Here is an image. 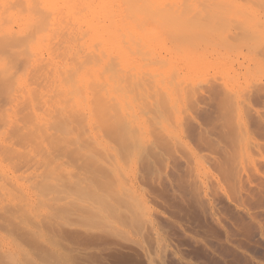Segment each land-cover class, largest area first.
<instances>
[{
	"label": "rangeland",
	"instance_id": "1",
	"mask_svg": "<svg viewBox=\"0 0 264 264\" xmlns=\"http://www.w3.org/2000/svg\"><path fill=\"white\" fill-rule=\"evenodd\" d=\"M187 1L173 3L174 5L175 3L176 5L184 4L183 6L179 5L182 8L179 6L175 8L173 5L174 10H178L177 12L173 10V7H170L172 5L163 3V8L166 5V9L168 6L169 10L172 8L171 16L168 14L170 11L165 12L166 10L161 6L162 3L158 0L162 10L171 16L166 18L161 13L163 15L161 22L162 20L171 21L170 23L173 22V24L178 22L177 25L180 27L177 26L178 29L175 30H179L182 27L181 21H191L188 22V25L183 23L184 26H187V30L191 28L192 30L187 33L186 38L178 39L179 43H174V38L171 39L172 35L165 39H168L167 41L171 39L173 41L171 43H177V46L180 44V46L186 47L184 45L186 39L188 42L192 39L198 40L196 37L199 38V46L198 43L191 42L193 45L196 43V47H193L189 41L190 47L187 45V48H192L193 51L198 48L197 51L201 56L203 52L201 49H203V53L206 52L205 58L214 63L213 65L211 62L208 63L210 67L208 64L207 66L203 65L205 59L202 58L204 56L201 58L203 68L202 65H199L200 60L196 62L197 57L200 58L197 52L192 54L193 51L190 50L192 52L188 51V53L185 51L186 48L184 50L181 49L183 47H180L179 55L176 45L174 46L177 48L174 49V46H170L171 43L167 42L171 49L167 45L164 47L166 40L164 42L162 40L168 35L166 33L164 36L165 32L161 34L162 29H160L159 35V28L155 29V26L153 27L155 33L152 34L154 37H152L155 40L158 36L161 38L163 35V38L158 41V44H156L158 38L155 40L156 43L153 42L154 40L150 39L152 37L149 38L151 35L149 32L152 30L153 33L154 29L150 28L152 26L149 24L156 20L158 23L159 18L156 17L155 20V17L145 16L146 13L141 15L143 9L139 14L137 3V5L135 4L137 7H134L138 13L135 12L132 19L129 10L126 9L128 15H125V12L123 13L121 10V16L123 13L122 17L125 19L124 21H127L126 25L131 21L129 29L123 21L121 31L124 36H129L130 32L134 36L135 33L136 36H139L136 37L138 40L134 39L135 41L132 34L130 35V38L133 37L131 39L122 37V40H125L124 44L129 42V46H127L131 50L133 49V51L130 50L133 53L127 55L129 48L125 47L127 50L122 46V52H126V55L112 57V61L116 63V66L123 67L124 72L121 75L124 74L126 79L130 78L129 83L133 81L130 83L132 87L135 85L134 83L137 84L135 89L139 95L135 93L134 88H130L131 86L126 80L127 90H134V93L139 96L135 98V94H133L134 101L136 102V99L141 97L145 106V103L150 100V104L148 102L145 106L149 111L151 109L147 107L151 105L149 107L152 108V113L147 110L145 119L146 125L150 123L147 121L148 119L153 121L150 127L149 124L147 125L149 131L143 132L135 119L128 121L124 111L129 117L131 112L127 106L117 104L116 101H114L115 105L114 102L111 104L117 106L121 115L114 109L116 107H113L112 109L115 111H110L113 115L109 114L106 117L109 112H102L104 114L95 112L97 116L95 113L93 116H96V119L89 115L91 119L87 120L85 117H88V112L86 114L85 110L82 111L81 107L80 110L73 104L74 95H69L72 96L69 99L64 94L65 90H60L61 88L57 86V84L60 86L59 82L54 84L55 80L53 83L50 82L54 85L53 87L46 86L48 84L43 80L45 79L44 75L40 81L44 82L43 86L47 89L51 88L49 91L45 87L41 88L38 86L41 83L39 82L38 88L36 85H32L37 88L33 93L36 95L39 90L40 92L46 90L50 93L53 88L52 93L54 94V91L60 88L58 91L60 90L59 92L64 94V101L67 98L66 103L72 100V103H67L69 108L60 99H63V96L55 99L56 102L60 101L57 105L54 99L50 98L53 94L46 91V96L42 92L37 95L43 99V102L52 99L51 103L50 101L46 102L48 108L52 107L53 102L56 108L60 106V109L57 108L60 112H57L56 108V112L54 108L49 109V112H47L48 110L43 111L44 109L41 111L40 103L43 104V102L38 96L40 102L38 101L39 104L35 102L37 97L35 99L33 93V103L38 104L40 109L36 108L37 106L33 107L34 104L27 105L28 107L24 109H29L25 110L26 112L23 111L22 114L18 112L19 116L8 110L6 99L4 107L7 108L5 111L2 107L4 102L0 103L2 108L0 109V119L3 118L0 122H4L5 116H7L6 123L8 124L6 126L5 122L3 125L0 124V264H264V0H212L214 2L199 0L201 3H198V0L191 3H189L191 0ZM153 3L150 5L152 6ZM171 3L170 0L168 4ZM22 5L19 7L23 8ZM141 6L139 5V7ZM146 6H143L144 10L149 8V5ZM122 9L125 11L124 8ZM158 11L156 14L151 11L147 14L156 16ZM146 19L147 21L154 19L149 20L151 22L147 24L149 27L145 22H142ZM139 21L143 25L145 24L149 36L146 35L143 30L145 28L141 27ZM195 21L204 23L202 29ZM134 22H137L140 28ZM154 22L152 24L156 25ZM161 22L160 24L164 27L165 22ZM157 25L159 27V24ZM172 26L176 27V25ZM195 27L199 29L197 30ZM138 28L142 29V33L144 31L145 34H140L141 31ZM168 28L170 30V27ZM167 30L163 31L167 32ZM208 32L209 34L213 33V36ZM236 35L238 38L240 37L237 40L241 41L240 43L232 41L237 37ZM117 38L119 40L120 37ZM146 41L149 43L146 44ZM206 45L208 48H205ZM172 48L175 50L174 52ZM90 52L92 50H88V55ZM158 52L162 54L159 55ZM172 53L180 57L177 58ZM222 53L227 56L224 55V57ZM4 54V56H8L6 53ZM136 54L138 55L136 56ZM149 56L151 58V64H149L154 69L156 68L157 72L154 69L152 72L145 66L148 64L146 60L150 59ZM187 56L189 57L187 58ZM195 57L196 60L193 59ZM14 58L12 60L17 66L13 63L11 70L4 71L5 75L0 68V74L2 72L0 82L1 80L3 83L6 82L5 85H8V88L12 81L15 84V75L18 73L17 79L18 77L19 79L16 82H20V85L16 83L15 87L11 86L15 88L14 90L8 89L10 91L7 94V86L3 87V83H1L2 87L0 86V94L4 90L10 98L12 95L13 98L19 97L20 90L23 94L27 78L21 80L20 76L24 77L33 68L31 67L33 62L28 61L31 65L28 66L31 69L24 66V70L22 66V71L17 72L20 71L17 69L18 65L20 66L23 61L19 59L16 61L17 58ZM155 58H159L158 64ZM184 58L191 60L188 63L186 62L188 60ZM40 59L41 57H39V61H41ZM88 59L86 57L84 61L85 67H89L90 63H86ZM90 59L88 61L92 60ZM214 59L218 62H214ZM63 60L62 62L67 64L66 67L62 64L63 71H67L63 72L65 74L62 73L63 76L69 77V73L73 70L70 75L75 74L79 77L80 73V78L70 76L76 83L81 81L83 83V80L91 78L89 71L84 72L87 68L84 67V69L82 63L78 62V65L72 59L64 58ZM134 60L141 62L137 63L140 67ZM143 60L147 63L144 64ZM207 60L204 62L206 63ZM39 61L38 64L41 66L43 63ZM159 62L162 67H159ZM165 63L164 68L168 67L169 69L170 66L172 71L171 69L163 71L162 64ZM194 63L199 65H197V70ZM222 63L226 65L223 67ZM125 64L134 66L130 65L124 68ZM143 65L147 70L142 68ZM192 65L195 68L193 70H191ZM226 66L228 70L225 68ZM59 67L61 68V65ZM130 67L128 74V71L125 70H129ZM161 68L163 69L161 70ZM49 69L50 67L47 69V73L51 72ZM76 69H79L78 75ZM80 69L86 75L84 73L81 75ZM39 70L37 68V71L35 70L36 72L33 73L36 75ZM45 71L43 73H46ZM144 74H147V77ZM177 76H179V80L174 79L178 78ZM142 77L147 78L148 81L152 77L155 83L160 84L154 86L155 83L152 80L149 84H154H148L151 86L150 88L154 86L156 90L154 92V89H151V93H149L151 96L155 93L156 96L153 97L155 101L149 98L147 100V96L143 98L146 93L142 96L141 89L145 87L146 91L148 81L145 83L144 80L147 79L143 80ZM46 79H50V77ZM46 79L45 81H47ZM66 80L64 82V78L62 79L65 83L62 82L63 85L69 86L72 83V85H76L72 81L66 84L69 81ZM7 82L10 83V86ZM22 82L24 84L21 86ZM208 84L221 85V92L217 97H200L199 92L210 86ZM178 86L181 89L184 87V89L181 90ZM20 87H23V90H19ZM16 88L18 89L16 90ZM198 89L200 91L196 94ZM159 90L164 91V94L160 91L161 95L163 94L162 98L166 95L163 100L160 96L158 97ZM258 90L262 92V95L258 93ZM182 91L186 92L185 98L182 97L184 96ZM190 92L194 100L192 96L190 97ZM61 93L57 95L59 96ZM6 94L0 96V101L3 100V96L6 97ZM47 95H51L49 99ZM179 95V98L183 99H181L182 102L178 99ZM151 96L150 98H152ZM169 96L170 98H168ZM166 98H168V105L169 102H172L170 107L167 106V102L164 103L165 106L163 104ZM129 99L132 101L131 98ZM160 101L162 102L160 103ZM45 102L43 107L46 106ZM61 102L64 106L66 105L67 110L71 109L72 111L64 112ZM182 103L186 105H184L186 109ZM70 104L73 105L72 108H70ZM74 105L77 107V111L80 110V114L81 112L85 113L86 116L83 114L82 116L86 121L90 120L88 124L85 123L79 112H77L78 114L73 112L76 111ZM108 105L110 106V104ZM155 107L157 110L158 108L161 110L162 115L166 114L167 117L164 119L168 124L167 128L162 125ZM31 109L35 115L30 113ZM3 111L7 113L4 114ZM95 111H99V109ZM36 112L40 115L38 116ZM41 113L51 120L47 121L45 117V119L43 116L41 117ZM114 114L117 116V121L114 120L116 117ZM122 115H124L123 119ZM9 117L13 118L8 120ZM39 117L44 120L37 121ZM93 119L96 120V123ZM66 120L68 124L65 123ZM123 120L126 121L127 126L123 125ZM162 126L165 128L163 129ZM94 128L99 131L101 136L95 133L97 131ZM133 131L137 137H134L136 134ZM254 142L262 145L260 151L251 150Z\"/></svg>",
	"mask_w": 264,
	"mask_h": 264
},
{
	"label": "bare ground",
	"instance_id": "2",
	"mask_svg": "<svg viewBox=\"0 0 264 264\" xmlns=\"http://www.w3.org/2000/svg\"><path fill=\"white\" fill-rule=\"evenodd\" d=\"M132 1V2H131ZM134 1V2H133ZM141 1H142V4H141ZM146 1H147V3H148V5H149V8L147 7L148 5H147V3H146ZM140 0V1H136V0H0V53H6V55H8V56H4L5 54L3 53L2 55L0 54V68H1V70H2V72L4 73V71L5 70H7V69H10L11 70V68H12V65H13V58L14 59H16V61H23V62H21L20 63V66L18 65V70L20 69V71H17V72H21L22 71V68L25 66V67H27L28 65H30V63L31 62H33V63H31V67H33L32 68V71L30 70V72L28 71V73H26L25 75H24V77H22V76H20V79L21 80H23V79H25V78H27L26 80H25V91L20 87L19 88V90L20 89H22L23 90V94H21L22 93V91L20 90V94H18L19 95V97H15V98H13L14 96L12 95V98H10V97H8V93H9V91L10 90H8V89H10V88H12L13 90L15 89V88H13V87H11V86H14L15 87V84L17 83L16 81L19 79V77H18V79H17V74L18 73H16V77H15V79H16V81L14 80V82H15V84L14 83H12L13 81V79L11 80L12 82H11V86H10V81L9 82H7V83H9V86H10V88H8V85H5V83L6 82H4L3 83V80H1V82H0V86L2 87V85H3V87H6L7 86V94L4 92V90H3V92H2V94H0V96L1 95H5L6 94V97H4L3 96V100H2V97H1V100L2 101H0V103H2V102H4V104H3V106L2 107H4V105H5V99L7 100V107H8V110L10 111H12L13 112V114H15V115H18L17 113L19 112V114L21 113H23V111H25V110H28V109H24V108H27L29 105L31 106V105H33L34 103H33V99L35 98L36 99V97L42 92H40V90H39V92L37 91V93H36V95L34 94L35 92H36V89L38 88V86L39 87H45V86H43L44 85V82L46 83V84H48V85H46V86H51V87H53L54 85L53 84H51V83H53V81H54V84L57 82H59V84H60V86L57 84V86L58 87H60V88H57V86H56V90L54 91V94L52 93L53 92V88H52V91L50 92V93H52L53 95L51 96V95H47L48 96V99H49V97L50 98H52V99H54V102H56L57 100H55L56 98H59V97H61V96H63L64 94H66V96L69 98H71L72 96H69V95H74V97H73V104H75L76 106H78V108H82V111H84L85 113L86 112H88V117H85V118H87V120H88V118H90V116H92V117H94L95 119H96V116H97V114L96 113H98V112H104V113H108V114H106L105 116L106 117H108V115L109 114H112V113H110V111H115L114 109H116V112L118 111V113L121 115V112H119V109L117 110V106H114L116 103L114 102V101H116L117 102V104H122V105H125V106H127V108H128V110L131 112V116L129 117L126 113H125V111H124V114H125V116L127 117V120L128 121H131L132 119H135V121L137 122V124H138V127L143 131V132H145L146 130L147 131H149L148 129V127H147V125L150 127V125H151V123L153 122H151V120H147L148 122H150V123H147V125L145 124V119L147 118L146 117V115H147V110L148 109H146L145 108V106L147 105L146 103H148V104H150V100L149 101H147L146 102V100H145V106H144V103H143V101L139 98V99H136V102L134 101V98H133V94H135V93H138V95H139V92H137V89H135L136 87H135V85H137L136 83H134L135 85H133V87L131 86V84L130 83H132L133 81H131L130 83L128 82L129 81V79H126V77L125 76H123V75H121V73H123L124 72V70H122V68L123 67H118L119 65H115L116 63L114 62V61H112V57H114V58H117V57H121V54L123 55V54H125L126 52H122V50H123V47L125 48V47H127V48H129L128 46V43H126V44H124V41L122 40L125 36H124V34H123V32L121 31V28H123V26H122V24H124L123 23V21L125 20V19H123V13L125 12V15H128L129 13L128 12H130V15H131V19H132V16H134V14H135V12H137L138 13V10H139V14H140V12H141V10H142V12H141V15H144L145 13V16L146 15H150V17L152 16L153 18L155 17V20L157 19V18H159L160 19V22H161V19H163V17H166V18H170L171 16H172V11H171V9L169 10V8L170 7H173V10H174V6H175V8H176V6H179V5H182V3H185V1H187V0H182V1H184V2H182L181 0H174V1H172L171 0V4H168V3H170V0H169V2H166V0L164 1V2H162L161 0H160V2L162 3V5L160 4V2H158V0L157 1H155V0H153L154 1V3H153V1L152 0ZM149 1V2H148ZM178 1H180V2H182L181 4H177L176 5V3H179ZM190 0H188L187 2H189ZM194 2V1H197V0H191L189 3H191V2ZM199 1V0H198ZM207 1V0H206ZM211 2H214V1H212V0H210ZM217 1V0H216ZM222 1V0H221ZM224 1V0H223ZM225 1H227V0H225ZM157 2V3H156ZM174 2H176L175 3V5L173 4ZM202 2H204L203 0H202ZM209 2V1H208ZM232 2V1H231ZM20 3H24L23 5L22 4H20ZM132 3H133V5H132ZM138 4V7H139V5L141 6V7H137L136 5ZM145 3V4H144ZM151 3H153L154 4V6H153V4H152V6L150 5ZM159 3V4H158ZM163 3H167V5H172V6H168L167 7V9H166V6H165V8H163L164 7V5H163ZM198 3H201V1H199ZM136 4V5H135ZM19 5H22L23 6V8L22 7H19ZM147 5V6H146ZM157 5H161L162 6V8L164 9V10H166L165 12H169L168 14H170L171 16H169L167 13H165L163 10H162V8H161V6H160V8H159V6H157ZM174 5V6H173ZM184 5V4H183ZM182 5V6H183ZM130 6V7H129ZM137 7V11H136V8L135 7ZM143 6H146L147 8H145V10L147 11H145L144 10V7ZM132 7H134L135 8V10H134V8L133 9H131ZM150 7H151V9H150ZM179 7H181V6H179ZM179 7H178V9H179ZM122 8H124L125 9V11L122 9ZM130 8V9H129ZM154 8H156V9H158V10H155ZM182 8V7H181ZM180 8V9H181ZM126 9L127 10H129L128 12L126 11ZM123 11V13H122V16H121V12ZM130 10H132V11H130ZM153 10V11H152ZM155 10V11H154ZM160 10H161V12H160ZM134 11V12H133ZM143 11H144V13H143ZM155 12V13H153V14H156V12L158 11V15H153V14H147L148 12ZM175 11V10H174ZM178 10H176L175 12H177ZM175 12H174V15H175ZM132 13V14H131ZM164 15H162V14ZM159 14H160V17H162V18H160L159 17ZM129 15V16H130ZM144 16V17H145ZM128 17V16H127ZM143 17V16H142ZM148 17V16H147ZM157 17V18H156ZM122 18V20H120ZM129 18V17H128ZM159 19H158V23H156V21L154 22V23H156V25L157 24H159V27H158V25H157V27H156V25H153L149 20H154V19H149L148 21H147V19L146 20H143L142 22H145V24H146V26L147 27H149L147 24H149V23H151V24H149V25H151L152 27H150V28H152V29H154L153 27L155 26V29H158L159 30V35H160V29H162V32H161V34L163 33V32H165V34H164V36H166V33H167V37H164V40H162L161 38H163V35H161L162 37L161 38H158V37H160V36H158L157 38H158V40L155 42V40L157 39V38H155V40H154V36L152 35V34H154L155 32V29L153 30V33H152V30L149 32V35L147 34V32H146V28H145V24L143 25L142 24V22L141 21H139L140 22V25H142L141 27H143V28H145V29H143L145 32H146V35H148L149 36V38L150 37H152V38H150V39H152V41L153 42H155L156 44H158V41H160V40H162L163 42L166 40L165 38H169V37H171V35H172V38L171 39H173L174 38V43L175 42H177V43H179V40L178 39H183V38H186V35H188L187 33H189V32H191L190 30H192V28L191 29H189V30H187L186 29V27L187 26H184V24L186 25H188V22L190 23L191 21H181V24H182V30H175V29H178L177 28V24H178V22H176V24H173V22L172 23H170L169 21H167V20H162V22L164 21L165 22V25L166 26H168V27H170V30H169V28L168 27H166L165 25H164V27H163V25L162 24H160V22H159ZM128 21H130L129 19H127ZM122 21V23H120ZM166 21H167V23H166ZM125 22V24L124 25H126L127 23V21H124ZM131 22V21H130ZM130 22H128V25H126L127 26V28H128V26H129V24H130ZM147 22V23H146ZM161 22V23H162ZM193 22V21H192ZM196 22V21H195ZM135 23V25L136 24H138L137 22H134ZM180 23V22H179ZM184 23V24H183ZM197 24H198V26L200 25V27L199 28H201L202 29V26H203V24L204 23H202V22H199L198 23V21L196 22ZM202 23V24H201ZM169 24H171V25H169ZM197 24H195L196 26H197ZM131 25H133V24H131ZM134 25V26H135ZM172 25H176V27L175 26H172ZM191 25V24H190ZM126 26H124V27H126ZM137 26H139V24L137 25ZM184 26V27H183ZM197 26V27H198ZM130 27H132V26H130ZM166 27V28H165ZM173 27H175V28H173ZM178 27H180V26H178ZM189 27V26H188ZM139 28H140V26H139ZM138 28V29H139ZM164 28V29H163ZM196 28V27H195ZM199 28H196L197 30L199 29ZM125 29V28H124ZM129 29V28H128ZM137 29V28H136ZM169 31H168V30ZM172 29V30H171ZM123 30V29H122ZM142 29H139V31H141ZM158 30H156V32L158 31ZM163 30H167V32L166 31H163ZM185 30H186V32H185ZM126 31H130V30H126ZM138 31V32H139ZM143 31V33L145 34V32ZM149 31V30H148ZM171 31V32H170ZM173 31V32H172ZM180 31H182V32H180ZM201 31V30H200ZM124 32H125V30H124ZM169 32V33H168ZM180 32V33H179ZM214 32V31H213ZM142 33V31L140 32V34ZM142 33V34H143ZM158 33V32H157ZM171 33V34H170ZM173 33V34H172ZM175 33H177V34H175ZM179 33V34H178ZM206 33V32H205ZM211 33V32H210ZM121 34V35H120ZM122 34H123V36H122ZM133 35V33H131L130 32V35ZM176 36H175V35ZM183 34V35H182ZM208 34H209V32H208ZM130 35L128 36L127 35V37H125V38H130ZM157 35V34H156ZM173 35H174V37H173ZM179 35V37H177ZM182 37H181V36ZM209 35H212L213 36V33L212 34H209ZM214 35H215V32H214ZM217 35V34H216ZM138 36L139 35H137L136 36V33H135V36L133 35V37H135V38H133L132 36H131V38H133V40L134 39H136V37L138 38ZM237 37V39L235 40V39H233L232 37H231V39H233L232 41H237L239 38H238V35H236ZM117 37H120L119 38V40H118V38ZM123 37V38H122ZM143 37V36H142ZM147 37V36H146ZM145 37V38H146ZM156 37V36H155ZM233 37H235V36H233ZM124 38V39H125ZM130 38V39H131ZM129 39V40H130ZM141 39V38H140ZM171 39H169V41H167L166 40V44H164L163 46L164 47H166V45H167V42L168 43H171V42H173V41H171ZM177 39V40H176ZM196 39H198V40H189L188 42H189V44H192L193 42H196V43H198V46H199V44H200V42H198V41H200V39L199 38H197L196 37ZM136 40H138V39H136ZM176 40V41H175ZM185 40V39H184ZM187 40L188 39H186V41H185V43H184V45H186V47L184 46H180V44H178V46L176 45V44H173V43H171V45L170 46H174V45H176V46H172L174 49H176L177 51L180 49V47H183V48H181V49H184V48H186V52H192L193 51V49L191 48H187L188 46L190 47V45H188V42H187ZM229 40V39H228ZM241 40V39H240ZM123 41V42H122ZM135 41V40H134ZM140 41V40H139ZM143 40H141L140 42H142ZM149 41V40H148ZM230 41V40H229ZM231 41V42H232ZM123 43L124 45H126V46H124L123 44L121 45V43ZM184 42V41H183ZM182 42V43H183ZM192 42V43H191ZM202 42V41H201ZM238 43H240L241 41H237ZM136 43H138L137 41H136ZM144 43V42H143ZM146 44L147 43H149V42H145ZM150 43H151V41H150ZM196 43H195V45H193V47H196ZM229 43V42H228ZM227 43V44H228ZM234 43H236V42H234ZM233 43V44H234ZM142 44V43H141ZM145 44V45H146ZM160 44H163V43H160ZM202 44V43H201ZM204 44V43H203ZM206 44V43H205ZM226 44V45H227ZM232 44V43H231ZM128 45V46H127ZM140 45V44H139ZM149 45V44H148ZM147 45V46H148ZM188 45V46H187ZM191 45V46H192ZM208 45H209V43H208ZM228 45H230V43L228 44ZM236 45V44H235ZM123 46V47H122ZM150 46V45H149ZM154 46V45H153ZM158 46H161V45H158ZM168 46V45H167ZM203 46V45H202ZM207 46V45H206ZM169 47V46H168ZM176 47V48H175ZM231 47V46H230ZM236 47V46H235ZM127 48H125V49H127ZM146 48V47H145ZM150 48H151V46H150ZM173 48H172V51L174 52L175 50H173ZM202 48V47H201ZM205 48H208V46L207 47H205ZM211 48V47H210ZM229 48V47H228ZM233 48H234V46H233ZM81 49V50H80ZM153 49L155 50V48L153 47ZM163 49H165V48H163ZM163 49H161V50H163ZM169 49H171L170 47H169ZM189 49V50H188ZM198 49V48H197ZM197 49H195V51H193V53L192 54H194V52H197V54L199 55L200 53H198L199 51H197ZM88 50H92V52H90L89 54L90 55H88ZM128 50V49H127ZM130 50H131V48H129V50H128V53H126L127 55H130V54H132L133 52H130ZM190 50H192V51H190ZM203 52H204V50L203 49H201ZM208 50V49H207ZM227 50V49H226ZM229 50V49H228ZM131 51H133V49L131 50ZM164 51V50H163ZM171 51V52H172ZM182 52H183V50H181ZM201 51V52H202ZM210 51V50H209ZM215 51V50H214ZM135 52H137L138 53V51H135ZM135 52H134V55H135ZM162 52V51H161ZM179 52L180 51H178V54H179ZM186 52H184V53H186ZM188 52V53H189ZM201 53L202 54V56L201 55H199V57L200 58H198L197 57V61L196 62H199V60L201 61L200 63H199V65L201 66L202 65V59H205L204 61H206L207 59L205 58V56H204V54L206 53ZM7 53H9V54H7ZM86 53V54H85ZM149 53V52H148ZM167 53V52H166ZM177 53V52H176ZM184 53H183V55H184ZM188 53H187V55H188ZM219 53H221V52H219ZM125 54V55H126ZM157 54V53H156ZM158 54L159 55H161L160 54V52H158ZM165 54V53H164ZM174 53H172V55H173ZM197 54H196V56H197ZM217 54V53H216ZM223 54V53H222ZM66 55V56H65ZM138 54H136V56H137ZM140 55V54H139ZM143 55V54H142ZM141 55V56H142ZM171 55V56H172ZM175 55V54H174ZM180 55V54H179ZM176 56L177 58L178 57H180V56ZM209 55V54H208ZM211 55V54H210ZM213 55V54H212ZM225 54H223V56H224ZM41 57V61H42V63L43 64H41V66H39L40 64H38V61H39V57ZM62 56H65V57H62ZM91 57V59H90V57ZM155 56H157L158 57V55H155ZM164 56V55H163ZM167 56V55H166ZM191 56V58H192V55H190ZM195 56V55H194ZM204 56V57H203ZM218 56V55H217ZM225 56H227V55H225ZM224 56V57H225ZM86 57L87 58H89L91 61H88V60H86L87 62L86 63H88L89 64V67H85L86 65H85V59H86ZM124 57V56H123ZM189 56H187V58H188ZM203 57V58H202ZM212 57V56H211ZM38 58V59H37ZM64 58H67V59H72L73 60V62L74 61H76V63L78 64V62H80V63H82L84 66H83V68L85 67V68H87L84 72H87V71H89V73H90V75H91V78H87V79H85V80H83L84 82L82 83V81L81 82H77L76 83V81H72V80H74L73 79V77H75L76 75L75 74H72L73 75V77H70V76H72V75H70V73L73 71H71V68H70V73H69V77L70 78H72V79H70L69 77H67V75H64V76H66L67 78H65L64 76H63V74H65L66 72H65V70L63 71V69H62V64L63 65H65L64 67H66V65L67 64H65V62L63 63L62 61H64L63 59ZM133 58V57H132ZM149 58H150V56H149ZM160 58V57H159ZM158 58V59H159ZM164 58V57H163ZM162 58V59H163ZM187 58H184L185 60H188ZM202 58V59H201ZM19 59V60H18ZM126 59V58H125ZM139 59V58H138ZM144 59V58H143ZM156 59V62H157V64H158V59L157 58H155ZM176 59V58H175ZM181 59H182V57H181ZM193 59H195L196 60V57L195 58H193ZM192 59V60H193ZM32 60V61H31ZM66 60V59H65ZM136 60V59H135ZM134 60V62H136V65H138L137 63H139V62H137V61H135ZM183 60V59H182ZM189 60H191V59H189ZM189 60L188 61H186V62H188L189 63ZM209 60V59H208ZM207 60V62L205 63L204 61H203V65H205L206 64V66H207V64L209 63L210 64V62L212 63V60H209L208 61ZM28 61H30V63L28 62V64H27V62ZM41 61H39V62H41ZM144 62V64L145 63H147L148 62V64H145V66L148 68V69H150V71H152V69H154L153 67H151V58L149 59V60H146L147 62H145V60H143ZM155 61V60H154ZM153 61V62H154ZM216 60L214 59V62H215ZM26 62V63H25ZM68 62H70V61H68ZM67 62V63H68ZM125 62H127V63H129L128 61H125ZM153 62H152V64H153ZM168 62V61H167ZM191 62V61H190ZM195 62V63H196ZM218 62V60L216 61V63ZM23 63V64H22ZM71 63V62H70ZM126 63V64H127ZM141 63V62H140ZM139 63V64H140ZM150 63V64H149ZM162 63H164V62H162ZM192 63V62H191ZM193 64L194 65V67H196V70H197V65L196 64ZM15 64V63H14ZM22 64V65H21ZM25 64V65H24ZM27 64V65H26ZM45 64H46V67H47V69L50 67V69H51V72H46V71H48L47 69H46V67H44L45 66ZM82 64H81V66H82ZM118 64V63H117ZM125 64V65H126ZM134 64V63H133ZM132 64V65H133ZM155 64V63H154ZM187 64V63H186ZM209 64H208V66H209ZM214 63H212V65H213ZM16 65V64H15ZM49 67H48V66ZM61 65V68L59 67ZM79 65V64H78ZM128 65V64H127ZM126 65V67H124V68H127V67H129V66H127ZM131 65V66H132ZM147 65H150L149 67L147 66ZM159 67H162L161 66V62H159ZM163 65V68H164V65H166V63L165 64H162ZM173 65V64H172ZM171 65V66H172ZM193 65H192V67H193ZM198 65V66H199ZM203 65H202V68H203ZM219 65H221V64H219ZM224 65H226V64H224V63H222V65L221 66H223L224 67ZM17 66V65H16ZM23 66V67H22ZM30 66H28L29 68H30ZM134 66V65H133ZM139 66V65H138ZM142 66V65H141ZM144 65H143V67L142 68H144V69H146L147 70V68L145 67ZM154 66V65H153ZM174 67L176 66L175 64L173 65ZM227 66L229 67V64L227 63ZM225 67L227 70H228V67ZM19 67H21V68H19ZM25 67L23 68L24 70H25ZM41 67V68H40ZM68 67V66H67ZM76 67V66H75ZM78 67V66H77ZM76 67V68H77ZM118 67V68H117ZM140 67V66H139ZM138 67V68H139ZM174 67H172V68H174ZM177 67V66H176ZM192 68L191 70H193V69H195V68ZM210 67V66H209ZM37 68H38V70H39V73H37L36 75H35V73H33V72H36L37 71ZM46 69V71H45V69ZM61 69V70H59V69ZM84 68V69H85ZM134 68V67H133ZM163 68H161V70L163 69ZM208 68V67H207ZM231 68V67H230ZM229 68V69H230ZM31 69V68H30ZM42 69H44L43 71H45L46 73H43V71H42ZM49 69V70H50ZM117 69H119V70H122V71H118ZM130 69H131V67L129 68V70L127 69V70H125V71H128V74H129V71H130ZM156 69V68H155ZM154 69V70H155ZM160 69V68H159ZM159 69H157V70H159ZM170 66H169V69H168V67L165 69H163V71L164 70H168V71H170ZM200 69V68H199ZM24 70H23V72H24ZM36 70V71H35ZM67 70V69H66ZM79 70V69H78ZM77 69H76V74L78 75V73H79V71H78ZM135 70V69H134ZM136 70H138V69H136ZM205 70V69H204ZM226 70V71H227ZM41 71V72H40ZM60 71H62L61 72V74H60ZM80 71H81V69H80ZM156 71V70H155ZM171 71H172V69H171ZM225 71V72H226ZM2 72H1V74H2ZM63 72H65V73H63ZM83 71H81V75L84 73ZM137 72V71H136ZM153 72V71H152ZM157 72V71H156ZM155 72V73H156ZM175 72H176V70H175ZM43 73V74H42ZM51 73V74H50ZM63 73V74H62ZM88 73V74H89ZM172 73V72H171ZM1 74H0V76H1ZM20 74V73H19ZM35 76H34V75ZM140 74V73H139ZM166 74V73H165ZM4 75H5V73H4ZM42 75H44V77H45V79L46 78H48V77H50V79H46L47 81H45V79H43L44 77L42 76ZM84 75H86V73H84ZM147 74H144V76H146ZM177 75V74H176ZM126 76H127V72H126ZM131 76H132V74H131ZM136 76H139V75H137L136 74ZM141 76V75H140ZM151 76V75H150ZM43 77V78H42ZM64 78V82H65V80L67 79V80H69V81H67L66 82V84H69V82L70 81H72V82H74V84L76 83V85L74 86V85H72V84H70L69 86H65V85H63V81H62V79ZM128 77H129V75H128ZM147 77V76H146ZM148 77H149V74H148ZM178 78H174V79H178L179 80V76H177ZM1 78V77H0ZM75 78H80V73H79V77L78 76H76ZM84 78V77H83ZM86 78V77H85ZM132 78H133V76H132ZM143 78V80L144 79H147V78H144V77H142ZM153 78H156V76H153ZM159 78V77H158ZM161 78V77H160ZM3 79V78H2ZM41 79H43L44 80V82L42 83L40 80ZM136 79V78H135ZM152 81H154L153 79H152V77L150 78ZM6 81H7V79H5ZM42 80V81H43ZM49 80V81H48ZM126 80H127V82L129 83V85L131 86H129L131 89L132 88H134L136 91H135V93H134V90L133 91H130V90H127V87L128 86H126V85H128V84H126L127 82H126ZM151 80H149L148 81V79L147 80H144L145 81V83H146V81H148V83H146V85L149 87V89H148V87H147V89H146V91H145V87L144 88H142L141 89V93H143V95L142 96H144V94L146 93V95L143 97V98H145L146 96V98H147V100H148V98L149 99H153V97H155L156 95H155V93L151 96L149 93H151V89L153 90L154 89V86H156V84H158V83H155V81H154V86H152V88H150L151 86H149L150 84L151 85H153L152 83H150L149 84V82L151 81ZM155 80H157V79H155ZM142 81V80H141ZM143 81V82H144ZM158 81H159V79H158ZM157 81V82H158ZM177 81V80H176ZM39 82H41L40 84H39ZM51 82V83H50ZM63 82V83H62ZM1 83H3V84H1ZM50 83V84H49ZM71 83V82H70ZM139 83H140V81H139ZM166 83H167V81H166ZM18 85H20V82L19 83H17ZM24 84V82H22L21 83V86ZM39 84V85H38ZM65 84V83H64ZM149 84V85H148ZM181 84V83H180ZM32 85H38L37 86V88H36V86L35 87H33ZM160 84H158V86H159ZM208 85H210V84H208ZM218 87H217V86ZM211 84L210 86H208V87H206L205 89H201V91L198 89L195 93L197 94L199 91V95H200V97H202V98H210V97H217V95H219V93L221 92L220 90H221V85L219 86V84ZM184 86V85H183ZM17 87V86H16ZM50 87V88H51ZM140 87H142V86H140ZM179 87V86H178ZM182 87V86H181ZM184 87H186V86H184ZM184 87H182V89H184ZM36 88V89H35ZM40 88V89H41ZM46 88V87H45ZM50 88H46V90H48L49 91V89ZM166 88H168V87H166ZM180 88V87H179ZM220 88V89H219ZM3 89H5L6 90V88H3ZM18 88H16V90H17ZM58 89H60V90H65V92H64V94L62 95V93L61 92H59L58 91ZM129 89V88H128ZM144 89V90H143ZM157 89H159V87H157ZM161 89V88H160ZM181 89V88H180ZM181 89V90H182ZM42 90V89H41ZM43 90H44V88H43ZM46 90H44L43 92H42V94L44 93L45 94V91ZM148 90V91H147ZM166 90V89H165ZM1 91V90H0ZM12 91V90H11ZM35 91V92H34ZM48 91H46V92H48ZM126 91H128V92H126ZM144 91V92H143ZM154 92L156 91L155 89L153 90ZM161 90H159V95H158V97L160 96H162L163 94H164V91H161V92H163V94L161 95V92H160ZM187 91V90H186ZM34 92V93H33ZM56 92V93H55ZM61 93V94H59V96L57 95L58 93ZM133 92V93H132ZM179 92V91H178ZM257 92V91H256ZM17 93H19L18 91H17ZM34 95H33V94ZM39 93V94H38ZM49 93V92H48ZM49 93V94H50ZM153 93V92H152ZM182 95H184L186 92L184 91H182ZM258 93H260V95H262L261 93L262 92H260V90H258ZM258 93H256V95H258ZM38 94V95H37ZM196 94H194V95H196ZM10 95V96H11ZM15 95V94H14ZM17 95V94H16ZM32 95L34 96V98H32ZM54 95H56V96H58V97H55ZM128 95H129V97H128ZM140 95V96H141ZM155 95V96H154ZM45 96H46V94H45ZM150 96L152 97V98H150ZM192 96V99H193V95H192V93L190 92V97ZM39 97V96H38ZM38 97H37V99L35 100V102H37L38 104H39V102H40V100H42L41 102H43V99H40L41 97H39V99L40 100H38ZM53 97H55V98H53ZM64 97L65 96H63V99L62 98H60L62 101H63V103L65 102L66 103V101L68 100V98H67V100L66 101H64ZM137 97H139V96H137L136 94H135V98H137ZM164 98L166 97V95H164L163 96ZM175 97V96H174ZM180 97V95L178 96V99L181 101V99H182V97H184L185 98V95L184 96H182L181 97V99L179 98ZM259 97V96H258ZM42 98H44L45 99V97L44 96H42ZM69 98V99H70ZM129 98H131L132 99V101H130V99ZM142 98V99H143ZM162 98V97H161ZM160 98V99H161ZM164 98H162L161 100H163ZM168 98H170V96L168 97ZM168 98H166V100H164L163 101V104L164 103H166L167 104V106L168 107H170L171 105H170V103H172V102H169V105H168ZM187 98V97H186ZM259 98H261V97H259ZM52 99H50L51 101H53ZM66 99V98H65ZM159 99V100H160ZM172 99V98H171ZM47 100V99H46ZM49 100V101H50ZM137 100H140V101H137ZM154 100V99H153ZM156 100H158V99H156ZM170 100V99H169ZM183 100V99H182ZM194 100V99H193ZM192 100V103L194 102ZM39 101V102H38ZM48 100L46 101L47 103L49 102ZM51 101H50V103H51ZM72 101V100H71ZM70 100H69V102H67V103H72ZM155 101V100H154ZM187 101V100H186ZM44 102H45V100H44ZM44 102H43V104L42 103H40V105H42L41 106V111L43 110V111H47V112H49V109L50 110H52L53 108H54V111L56 112L58 109L57 108H59L60 106H58L57 108L55 107V103H53L52 102V107L51 108H48V106H47V104H46V102H45V105L47 106V109H45L46 108V106H44L43 107V105H44ZM59 102L60 101H58V102H56V104L58 103L59 104ZM112 102H114V105L113 104H111ZM162 101H160V103H161ZM182 102V101H181ZM184 102V101H183ZM191 101H189V103H190ZM49 103V104H50ZM62 103V102H61ZM61 104L62 106H64V104ZM67 103H66V105H67ZM155 103V102H154ZM178 103V102H177ZM38 104H34L33 105V107L34 106H37L36 108H39L40 109V106L38 107ZM57 104V105H58ZM108 104H110V106L111 105H113V106H109ZM156 104V103H155ZM187 104H188V101H187ZM191 104V103H190ZM28 105V106H27ZM54 105V106H53ZM56 105V106H57ZM65 105V106H66ZM69 105V104H68ZM68 105H67V108H69L68 107ZM75 105H74V108L76 109L77 107H75ZM119 105V106H120ZM182 105H183V103H182ZM185 105V104H184ZM184 105H183V107H184ZM189 105V104H188ZM50 106V105H49ZM61 106V107H62ZM65 106L62 108V110L64 111V112H69V111H72L71 109L69 110H67L66 108H65ZM149 106H151V105H149ZM147 107V108H149V109H151L150 111H149V113H152V108L151 107ZM164 106H165V104H164ZM179 106V105H178ZM186 106V105H185ZM7 107H4L3 109H4V111L6 110L5 108H7ZM33 107H30V108H33ZM43 107V108H42ZM73 107V105L71 106V104H70V108H72ZM113 107H116V108H114V109H112ZM156 107H157V105H156ZM156 107H155V109H156ZM189 107H190V105H189ZM57 110H56V109ZM73 108V110H75ZM81 108H80V110H81ZM0 109H2L1 107H0ZM39 109H37V110H39ZM60 109V108H59ZM66 109V110H65ZM99 109V111H95V110H98ZM168 109V108H167ZM180 109V108H179ZM184 109H186L185 107H184ZM80 110H78L77 111V109H76V111H73V112H75V113H77V112H79ZM157 110V109H156ZM181 110V109H180ZM1 111V110H0ZM3 111V113L5 114V113H7V112H4ZM30 111V113L31 114H34L33 112V110L31 109V110H29ZM35 111H36V109H35ZM40 111V110H39ZM53 111V112H54ZM168 111V110H167ZM26 112V111H25ZM24 112V113H25ZM52 112V113H53ZM54 112V113H55ZM57 112H60V110H58ZM64 112H63V114H64ZM96 112V113H95ZM115 112V114L117 115V113ZM153 112L155 113V111H154V109H153ZM182 112V111H181ZM37 113V112H36ZM84 113V114H85ZM96 114V116H93V114ZM104 113H102V114H104ZM153 113V114H154ZM167 113V112H166ZM3 114V115H4ZM38 114V116L40 115V113H37ZM50 114V113H49ZM60 114V113H59ZM62 114V115H63ZM78 114V113H77ZM82 112H81V114H80V112H79V115L80 116H82ZM83 114V115H84ZM94 114V115H95ZM114 114V116H116ZM157 114L159 115V117L161 118V121H162V125L163 126H168V124H166V122H165V119H164V117H167L166 116V114H164V115H162V113H161V110H159V108H158V110H157ZM178 114V113H177ZM3 115H1V116H3ZM10 115H12V113H10ZM35 115V114H34ZM90 115V116H89ZM113 115V114H112ZM152 115V114H151ZM5 116V115H4ZM9 116V115H8ZM13 117H15L14 115H12ZM19 116V115H18ZM17 116V117H18ZM43 116V114L41 113V117ZM84 116H86V115H84ZM84 116H82L83 117V119L85 120V118H84ZM104 116V117H105ZM123 116L124 115H122V119H123ZM6 118H7V116H5ZM13 117H9V119L8 120H10V119H12ZM36 117V116H35ZM45 117V115L43 116V118ZM105 117V118H106ZM119 117V116H118ZM134 117V118H133ZM6 118L4 119V122H5V124H4V122H0V124H4L5 126L6 125H8L6 122ZM46 118V117H45ZM44 118V119H45ZM1 119H3V118H1ZM0 119V120H1ZM15 119V118H14ZM39 119L41 120L42 118H38L37 119V121H39ZM44 119H42V120H44ZM49 119V118H48ZM47 118H46V120L47 121H50L51 120V118L48 120ZM61 119V118H60ZM65 119H66V117H65ZM82 119V120H83ZM91 119V118H90ZM95 119H93V121L95 120ZM106 119H109V118H106ZM169 119V118H168ZM41 120V121H42ZM83 120V121H84ZM98 120V119H97ZM115 121H117L118 119H117V116L115 117V119H114ZM126 120V119H125ZM125 120H123V125H125V126H127L126 124V121ZM12 121V120H11ZM46 121V122H47ZM63 121V120H62ZM61 121V122H62ZM93 121H91V122H93ZM114 121V122H115ZM40 122V121H39ZM46 122H44V123H46ZM52 122V121H51ZM88 122H90V120L89 121H86L85 120V123H87L88 124ZM12 123V122H11ZM64 123V122H63ZM65 123H67L68 124V122H67V120H66V122ZM95 123H96V120H95ZM116 123V122H115ZM119 123V122H118ZM126 123V124H125ZM135 123V122H134ZM133 123V124H134ZM10 124V123H9ZM47 124V123H46ZM45 124V125H46ZM50 124H52V123H50ZM93 124H94V122H93ZM98 124V123H97ZM96 124V125H97ZM1 125V126H2ZM91 125V124H90ZM155 125V124H154ZM154 125H153V127H154ZM98 126V125H97ZM159 126H161V125H159ZM162 126V127H163ZM3 127V126H2ZM94 127V126H93ZM135 127V126H134ZM134 127H133V129H134ZM137 127V126H136ZM165 127H163V129L165 128ZM4 128V127H3ZM92 128V127H91ZM91 128H90V130H91ZM96 129L98 128V127H95ZM94 128V129H95ZM151 128H152V126H151ZM150 128V129H151ZM167 128V127H166ZM0 129H1V127H0ZM93 129V130H94ZM95 129V130H96ZM93 130H92V133H93ZM140 130V131H141ZM168 130V129H167ZM1 131V130H0ZM97 131V130H96ZM151 132L150 133H152V130H150ZM169 131V130H168ZM170 131H172V130H170ZM99 131H97V132H95V133H97V134H99L98 133ZM134 132V131H133ZM142 132V133H143ZM92 133H90V134H92ZM94 133V134H95ZM135 133V132H134ZM138 133H140V132H138ZM141 133V134H142ZM136 134V133H135ZM167 134H169L168 132H167ZM134 135V134H133ZM93 136V135H92ZM91 136V137H92ZM95 136H96V134H95ZM95 136H93L95 139H96V137ZM99 136H101L100 134H99ZM139 136H140V134H139ZM134 137H137V134L136 135H134ZM151 138V137H150ZM95 139H93V140H95ZM103 139V138H102ZM103 141H104V139H103ZM102 141V142H103ZM105 143V142H104ZM261 147H262V145L261 144H259V143H257V142H254L253 143V145L251 146V150H255V151H260V149H261ZM250 150V149H249ZM247 152V151H246ZM116 158V157H115Z\"/></svg>",
	"mask_w": 264,
	"mask_h": 264
}]
</instances>
